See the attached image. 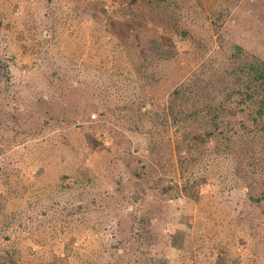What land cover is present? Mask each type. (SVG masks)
Segmentation results:
<instances>
[{
	"label": "rangeland",
	"instance_id": "1",
	"mask_svg": "<svg viewBox=\"0 0 264 264\" xmlns=\"http://www.w3.org/2000/svg\"><path fill=\"white\" fill-rule=\"evenodd\" d=\"M263 69L264 0H0V264H264Z\"/></svg>",
	"mask_w": 264,
	"mask_h": 264
},
{
	"label": "trees",
	"instance_id": "2",
	"mask_svg": "<svg viewBox=\"0 0 264 264\" xmlns=\"http://www.w3.org/2000/svg\"><path fill=\"white\" fill-rule=\"evenodd\" d=\"M258 78H264V69H263V71H262V73H260V74H258ZM263 81H264V79H263ZM177 123V122H176ZM178 124V123H177ZM186 158H183L182 160H185ZM185 175H186V170L185 171H183V177H185ZM191 178V177H190ZM173 180H175L174 178H173ZM190 181H192L191 179H184V182H185V184H186V187H184L183 189H181V191L182 192H184V193H187V192H189V190H191L190 189V187H188V185L187 184H189V182ZM170 182V181H169ZM184 184V185H185ZM170 186V187H169ZM169 186H168V189H167V191H166V189L164 190V191H166V192H168V191H171V190H174L175 192H181L180 190H179V188L178 187H176L174 184H172V181L170 182V184H169ZM175 186V187H174Z\"/></svg>",
	"mask_w": 264,
	"mask_h": 264
}]
</instances>
